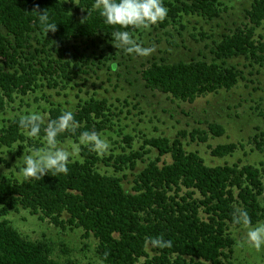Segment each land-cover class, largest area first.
I'll return each mask as SVG.
<instances>
[{
    "label": "trees",
    "instance_id": "trees-1",
    "mask_svg": "<svg viewBox=\"0 0 264 264\" xmlns=\"http://www.w3.org/2000/svg\"><path fill=\"white\" fill-rule=\"evenodd\" d=\"M227 1L163 0L168 14L160 24H176L184 16L209 21L220 18L227 10ZM94 3L95 0H0V114L12 108L16 99L23 101L44 87L64 89L76 78L71 76L80 72L79 63H86L88 58L77 44L68 47L69 42L112 41L111 32L119 26L106 25ZM45 10L57 23L55 32L45 33L39 22L37 13ZM245 16V25L214 41L211 61L149 62L140 71L144 87L188 102L233 88L243 76L235 66L226 64L227 59L244 57L264 66V33L256 32L264 25V0H252ZM126 30L134 36L140 29L129 26ZM62 110L60 105L50 103L45 121L57 118ZM72 111L77 126L75 132L58 137L61 144L77 141L85 130L99 134L112 130L115 113L105 98L82 100ZM19 116L0 125V147L17 145L27 152L42 146V139L29 138L21 132ZM207 129L208 132L181 130L172 139L142 136L140 150L110 155L104 161L90 147L82 146L83 163H71L66 175L50 171L41 180L24 183L2 177L0 264H78L70 258L54 259L48 241L21 235L5 219L10 211L20 209L60 229H81L82 238L97 241L95 251L104 264H234L236 240L232 228L239 227L233 225L232 213L237 207L243 208L253 225L264 222V167L207 165L197 151L187 150L181 142L189 136L205 143L208 134L220 137L225 133L223 126L215 122L208 123ZM123 140L129 144L131 138L124 135ZM254 142L262 151L261 141ZM238 146L219 144L209 147L210 154L222 158L232 155ZM151 149L156 150V157H144ZM165 155L169 161L162 159ZM101 161L115 172L100 171ZM138 161L145 165L127 190L117 173L136 169ZM157 236L171 240L172 246L156 248L147 243L150 237Z\"/></svg>",
    "mask_w": 264,
    "mask_h": 264
},
{
    "label": "rangeland",
    "instance_id": "rangeland-1",
    "mask_svg": "<svg viewBox=\"0 0 264 264\" xmlns=\"http://www.w3.org/2000/svg\"><path fill=\"white\" fill-rule=\"evenodd\" d=\"M251 2L228 0L226 12L210 21L197 16H184L176 24L169 22L161 26L157 22L147 30L140 29L133 38L143 47L152 49L146 56L129 54L111 41L101 42L97 39L94 43L69 42L68 47L77 44L88 58L86 63H79L80 72L71 76L76 78L64 89L44 87L23 101L16 99L12 108L0 114V125L4 120L19 116L33 106L46 117L45 111L50 103L72 110L79 102L90 97L105 98L115 116L112 117V130L100 134L111 145L109 152L100 156L103 161L110 155L128 153L131 149L140 150L142 136L172 139L181 130L208 132L207 124L215 122L223 126L225 133L222 136L208 134L205 143L187 136L181 139L183 146L187 150L197 151L207 165L237 163L257 167L262 164L264 167V66L244 57L227 59V65L235 66L242 72V79L230 90L197 97L193 102L175 100L170 95L146 89L140 75V71L152 60L164 59L169 63L191 59L211 61L214 41H218L221 34L247 23L245 9ZM256 32L264 33V25ZM32 43L34 47L41 48L35 42ZM124 135L131 138L129 144L123 140ZM254 139L261 141L262 151L256 149ZM69 141L72 140L62 145ZM227 143L239 145L232 155L219 158L210 154V148ZM12 148L0 147V179L5 176L15 178L14 165L25 150L17 146L11 151ZM156 155V150L151 149L144 157L153 159ZM162 159L170 160L166 155ZM103 161L98 166L100 171L114 173L115 169ZM144 165L138 161L136 169H124L117 173L123 177L125 189L130 190L135 174ZM5 219L26 238L48 241L52 257L56 260L70 258L78 264H104L95 251L97 241L93 237L82 238L81 229L57 228L22 209L10 211ZM232 233L236 240L234 264H264V248L257 250L248 245L237 246V241L244 238L245 230L241 227L232 228Z\"/></svg>",
    "mask_w": 264,
    "mask_h": 264
},
{
    "label": "clouds",
    "instance_id": "clouds-1",
    "mask_svg": "<svg viewBox=\"0 0 264 264\" xmlns=\"http://www.w3.org/2000/svg\"><path fill=\"white\" fill-rule=\"evenodd\" d=\"M93 7L99 11L106 25L119 26L111 32V42H114L112 44L129 54L141 56L150 54L152 49L138 44L126 29L132 26L147 30L157 22L163 21L168 14V8L164 6L163 0H95ZM37 14L45 33L56 31L57 23L50 20L47 10ZM17 123L24 135L43 141L42 146L23 152L14 165L15 178L20 183L29 179L41 180L50 171L54 175L68 174L71 163L77 161L83 163L80 156L82 146L90 147L98 156H104L111 148L109 141L94 130L82 131L77 141H69L62 145L58 137L65 132H75L77 126L74 113L70 109H64L57 118L45 121L43 114L33 106L19 116ZM16 147L14 145L11 151ZM232 218L234 226L245 230L244 238L237 241V246L248 245L257 250L264 248V222L253 225L248 211L239 207L234 209ZM147 243L156 248L172 246L171 240H165L161 236L150 237Z\"/></svg>",
    "mask_w": 264,
    "mask_h": 264
}]
</instances>
